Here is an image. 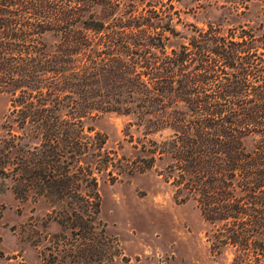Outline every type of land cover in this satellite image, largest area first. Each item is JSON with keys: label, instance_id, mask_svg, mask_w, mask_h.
I'll return each mask as SVG.
<instances>
[{"label": "trees", "instance_id": "trees-1", "mask_svg": "<svg viewBox=\"0 0 264 264\" xmlns=\"http://www.w3.org/2000/svg\"><path fill=\"white\" fill-rule=\"evenodd\" d=\"M180 1L0 0L4 169L91 245L104 231L96 173L158 164L216 253L264 264V7L231 25L206 6L186 20ZM111 118L123 140L137 134L134 156L107 146Z\"/></svg>", "mask_w": 264, "mask_h": 264}, {"label": "rangeland", "instance_id": "rangeland-1", "mask_svg": "<svg viewBox=\"0 0 264 264\" xmlns=\"http://www.w3.org/2000/svg\"><path fill=\"white\" fill-rule=\"evenodd\" d=\"M193 6H206L214 14L228 9L235 25L246 22L243 11L264 7V0H181L177 4L189 21L194 19L185 12ZM8 107L7 96L0 94V136ZM100 127L108 135L109 148L134 156L136 149L131 145L138 136L133 142L125 141L130 138L122 135L121 118L104 120ZM1 143L0 264H232L231 252L219 254L212 249L210 227L197 205L174 199L172 186L159 174L160 165L135 173L115 170V178L107 171L96 173L98 216L104 231L102 235L98 226L88 245L83 228H71L72 219L64 215L56 222V208L45 197L33 191L14 193L16 184L9 167L4 169ZM105 236L107 241L102 243Z\"/></svg>", "mask_w": 264, "mask_h": 264}]
</instances>
